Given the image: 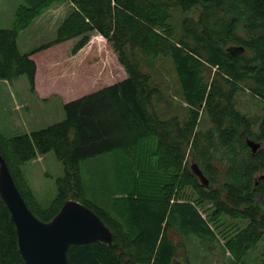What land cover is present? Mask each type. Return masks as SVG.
I'll use <instances>...</instances> for the list:
<instances>
[{
	"label": "trees",
	"instance_id": "1",
	"mask_svg": "<svg viewBox=\"0 0 264 264\" xmlns=\"http://www.w3.org/2000/svg\"><path fill=\"white\" fill-rule=\"evenodd\" d=\"M23 1L13 27L0 29V81L26 76L34 92V52L83 36L78 50L91 32L111 44L128 75L64 104L61 122L10 138L0 132V153L40 220L51 221L73 199L113 232L111 245H71L69 264H174L180 249L175 235L195 238L211 253L230 250L227 264H249L264 239V0H69L74 8L57 38L31 53L20 52V32L64 0ZM175 11L196 17L182 18L177 29L170 24ZM166 60L176 69L184 112L170 118L158 112V104L167 102L158 71L142 69L144 62ZM245 94L255 113L240 110ZM249 142L259 149L254 152ZM51 152L65 174L45 207L22 166ZM111 153L143 171L133 174L132 187L108 210L88 198L81 163ZM192 164L208 186L192 173ZM0 264H26L1 195Z\"/></svg>",
	"mask_w": 264,
	"mask_h": 264
},
{
	"label": "rangeland",
	"instance_id": "2",
	"mask_svg": "<svg viewBox=\"0 0 264 264\" xmlns=\"http://www.w3.org/2000/svg\"><path fill=\"white\" fill-rule=\"evenodd\" d=\"M23 5V0H0V29L13 27L17 11ZM73 8L69 0H64L39 14L30 26L20 32L18 37L20 52L31 53L42 45L53 42L57 38L58 27ZM186 16L196 17V13L175 11L170 24L179 29L182 18ZM82 38L83 36L73 38L34 52L32 58L39 64L44 87L51 90L48 99L42 100L36 88L34 92L31 91L26 76H21L14 82L0 81V132L4 136L9 138L14 136L11 131L13 132L12 128L17 124L23 130L29 128L35 131L61 122L66 118L64 110L66 101L79 99L128 77L111 44L103 36L91 32L86 45L76 50ZM153 65L144 62L142 69L146 73L155 74L156 70L159 73L156 81L161 83L159 85L167 102L162 101L158 104V112L162 118L182 115L183 100L172 60L158 61ZM16 95L28 99L29 110L24 109L23 105H16L13 109L17 111L18 117L14 116L17 118L13 117L11 120V100L15 99L13 96ZM248 99L245 94L241 98L239 108L243 112L255 113L257 109L248 105ZM203 127H209L207 121ZM119 155L111 153L81 163V174L88 198L108 210L116 205L113 202L117 196H125L126 191L132 187L133 174L138 177L143 171L130 168L129 165L132 164L129 161L128 164L123 161V164ZM22 170L38 201L48 207L57 195V179L65 174L62 162L56 158L54 152H51L23 165ZM233 222L236 223L234 220ZM173 239L180 246L174 264H227L233 257L230 250L221 249L211 253L202 248L195 238L187 239L175 235ZM247 259L249 264H264V239Z\"/></svg>",
	"mask_w": 264,
	"mask_h": 264
},
{
	"label": "water",
	"instance_id": "3",
	"mask_svg": "<svg viewBox=\"0 0 264 264\" xmlns=\"http://www.w3.org/2000/svg\"><path fill=\"white\" fill-rule=\"evenodd\" d=\"M228 50L238 53L240 49ZM249 145L254 152L260 147L255 142ZM191 171L204 186L209 185L197 164L191 165ZM0 195L15 223L19 250L26 264H69L71 245L97 241L111 245L114 242L113 232L99 215L77 200H67L51 221L40 220L28 207L1 153Z\"/></svg>",
	"mask_w": 264,
	"mask_h": 264
},
{
	"label": "crops",
	"instance_id": "4",
	"mask_svg": "<svg viewBox=\"0 0 264 264\" xmlns=\"http://www.w3.org/2000/svg\"><path fill=\"white\" fill-rule=\"evenodd\" d=\"M36 61V60H35ZM37 63V61H36ZM36 89H37V92H39V97L42 99V100H46L48 99L47 96L51 95L50 94V89L44 87V82L42 80V77H41V73H40V67H39V64L37 63V75H36ZM56 89V88H55ZM13 97H16L15 99L11 100V110H10V118L11 120L13 119L14 116H17L18 117V114H17V111H15L13 109V107H15L16 105L17 106H20V105H23L24 109H26L28 107V99H25L23 97H18L17 95L16 96H13ZM70 102L69 100L66 101L64 104ZM13 109V110H12ZM17 109V108H16ZM27 110H29V108H27ZM24 111V110H23ZM24 114H25V111H24ZM26 116V115H25ZM17 117H14V118H17ZM1 123V121H0ZM16 127H13L12 130L13 132L11 131V133H13L14 136L16 135H20V134H25V133H31L32 131L34 130H29V128H26L25 130H23L19 124L15 125ZM33 162V161H32ZM30 162V163H32ZM24 173V172H23ZM24 176L26 178V174L24 173Z\"/></svg>",
	"mask_w": 264,
	"mask_h": 264
}]
</instances>
